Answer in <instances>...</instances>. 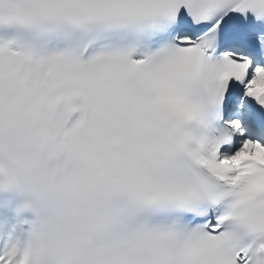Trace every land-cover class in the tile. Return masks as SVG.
Returning <instances> with one entry per match:
<instances>
[{
  "label": "snow or ice",
  "instance_id": "1",
  "mask_svg": "<svg viewBox=\"0 0 264 264\" xmlns=\"http://www.w3.org/2000/svg\"><path fill=\"white\" fill-rule=\"evenodd\" d=\"M0 264H264V0H0Z\"/></svg>",
  "mask_w": 264,
  "mask_h": 264
}]
</instances>
